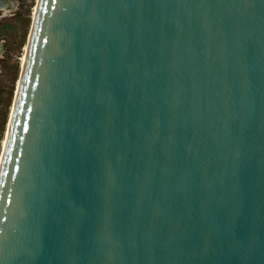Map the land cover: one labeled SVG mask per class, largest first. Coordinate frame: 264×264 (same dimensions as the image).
Listing matches in <instances>:
<instances>
[{"label":"water","instance_id":"obj_1","mask_svg":"<svg viewBox=\"0 0 264 264\" xmlns=\"http://www.w3.org/2000/svg\"><path fill=\"white\" fill-rule=\"evenodd\" d=\"M28 41L0 264H264V0H37Z\"/></svg>","mask_w":264,"mask_h":264},{"label":"rangeland","instance_id":"obj_2","mask_svg":"<svg viewBox=\"0 0 264 264\" xmlns=\"http://www.w3.org/2000/svg\"><path fill=\"white\" fill-rule=\"evenodd\" d=\"M0 9V157L37 0H10Z\"/></svg>","mask_w":264,"mask_h":264},{"label":"bare ground","instance_id":"obj_3","mask_svg":"<svg viewBox=\"0 0 264 264\" xmlns=\"http://www.w3.org/2000/svg\"><path fill=\"white\" fill-rule=\"evenodd\" d=\"M4 9H6V8H4ZM35 10H36V6H35V9H34V13H35ZM29 42V41H28ZM28 42H27V44L25 45V53H24V55L22 56V58H21V66L23 67V63H24V59H25V55H26V51H27V47H28ZM21 76V75H20ZM19 80H20V78H19ZM19 80H18V82H17V86H16V91H15V95H16V92H17V88H18V84H19ZM14 101H15V96H14ZM14 101H13V104H12V107H11V111H10V116H9V121H8V126H7V130H6V132H5V136H4V138H3V140H2V151H3V149H4V147H5V144H6V138H7V133H8V128H9V122H10V118H11V116H12V112H13V109H14ZM1 155H2V153H1ZM0 160H1V157H0Z\"/></svg>","mask_w":264,"mask_h":264}]
</instances>
